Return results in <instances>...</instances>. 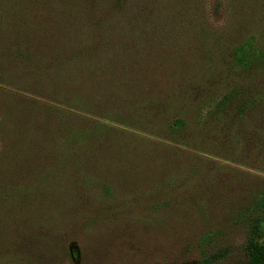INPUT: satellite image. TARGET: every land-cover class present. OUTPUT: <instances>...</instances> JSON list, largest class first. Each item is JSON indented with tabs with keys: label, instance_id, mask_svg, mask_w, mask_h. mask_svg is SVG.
I'll use <instances>...</instances> for the list:
<instances>
[{
	"label": "rangeland",
	"instance_id": "374dc122",
	"mask_svg": "<svg viewBox=\"0 0 264 264\" xmlns=\"http://www.w3.org/2000/svg\"><path fill=\"white\" fill-rule=\"evenodd\" d=\"M244 42L264 51V0H0V264H71V240L88 250L78 264H239L245 223L232 214L248 197L139 196L186 177H223L233 194L264 183V60L235 58ZM52 79L62 99L73 93L68 104ZM233 86L252 98L243 111L237 94L229 116L205 117ZM50 107L98 141L102 124L115 132L113 153L94 142L92 165L112 197H74L52 175ZM175 116L186 120L180 138L166 132ZM171 147L178 164L158 158ZM195 156L210 160L205 180ZM90 206L102 211L87 217Z\"/></svg>",
	"mask_w": 264,
	"mask_h": 264
},
{
	"label": "trees",
	"instance_id": "16d2710c",
	"mask_svg": "<svg viewBox=\"0 0 264 264\" xmlns=\"http://www.w3.org/2000/svg\"><path fill=\"white\" fill-rule=\"evenodd\" d=\"M88 35V33L86 32ZM232 54L235 58H237L240 62L241 60L252 59L256 56H261L264 60V51L257 47L251 48V43L244 42L240 45H236L232 49ZM17 55L21 56V53L17 52ZM69 59H66L62 62V65L67 67L68 72H73V66L70 67ZM64 73V74H65ZM51 85L54 87L53 92L60 96L58 102L63 104H68L69 95L73 94L68 91L67 100L62 99L61 92L56 91L58 87V81L56 83L55 80H51ZM237 94H240L241 100L238 104V113H241L245 108L247 101L252 100V98H244L243 94L239 92V87L233 86L230 89L226 90L220 98L214 103L213 110L207 114L205 112L204 116L215 117V118H224V109L230 102L234 100ZM57 95H54V98H57ZM259 102L264 104V91L259 93L258 95ZM71 102V101H69ZM73 103V102H71ZM81 106V105H80ZM90 112H93V109H88ZM50 115L55 117V121L58 125L55 126L54 132H56L57 140V148L54 152V165L52 167V175L57 176L58 178L68 180L69 184H72L74 187L70 186L74 197H112L113 190L112 186L105 181L96 180L94 174L93 164L95 162L94 159H97L96 149L93 148L94 142L98 141L99 138L95 136V132L88 131L85 129L87 127V123L84 120L73 119V114L71 112L63 111L59 107H50ZM225 116H229V113ZM63 117H67V120H62ZM61 123H59V120ZM67 121V122H65ZM88 121V119H87ZM105 128H107V134L98 141L99 145L102 147H107L108 150H114V145L116 143V135L115 132H112V128L102 124ZM186 127V120L182 116H175L169 124L166 126V132L169 136H173L176 138L178 136L181 137V132ZM96 137L97 140L92 141L87 136ZM60 137V139H59ZM181 144H186V141H180ZM177 150L174 148H168L164 152L159 155L160 161L168 162L169 158H171L174 162L179 161V156L176 154ZM186 157L194 156L191 152L186 154ZM98 160V159H97ZM210 160L207 158H202L200 156H195L192 161L188 158V164H192V170L195 173L197 178H204L205 170L208 168L205 163H209ZM178 164V163H177ZM68 170L69 173H66ZM93 173V174H92ZM223 177H213L210 179H206L208 184L212 187L210 188L207 183L196 184L193 179L190 180L189 177L181 179L179 185L175 188H170L167 191H153L149 192L147 196H139V197H173L175 192H179L183 194V197H248L246 203L241 207L240 211H236L232 214L235 219L242 221L245 223V232H244V241L242 242V255L239 260V264H264V183L256 188L255 190H250L248 187L244 188L246 192L241 191L240 194H233L234 190L228 186H224L222 183H219V179ZM218 181V182H217ZM170 184V183H169ZM168 184V185H169ZM216 195V196H215ZM89 210V209H87ZM90 213H87V217L95 214L99 211H102L100 207L90 206ZM231 216V217H232ZM80 218H75L77 220ZM94 219V217H93ZM201 237V241L203 244L207 245L209 241H212V236L208 234H204L203 232L198 235ZM83 249V251H81ZM81 249L78 247L74 241H69L64 246H62V252L65 257L74 263H79L82 258L86 257V245ZM226 250V249H224ZM88 251V250H87ZM224 254V251H214L206 254L203 258V262H210L219 258ZM86 263V261H85Z\"/></svg>",
	"mask_w": 264,
	"mask_h": 264
}]
</instances>
